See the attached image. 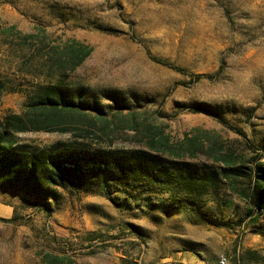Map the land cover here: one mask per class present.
<instances>
[{"label": "rangeland", "instance_id": "obj_1", "mask_svg": "<svg viewBox=\"0 0 264 264\" xmlns=\"http://www.w3.org/2000/svg\"><path fill=\"white\" fill-rule=\"evenodd\" d=\"M81 47L90 54L75 67ZM0 83V120L26 123L37 92L57 84L103 109L67 116L63 134L27 123L16 145L135 149L156 135L198 163L228 154L263 163L264 0H0ZM196 105L224 124L191 112ZM57 195L46 212L0 189V264H234L246 250L264 258V215L248 226L235 196L220 215L203 209L210 223L184 211H121L98 194Z\"/></svg>", "mask_w": 264, "mask_h": 264}, {"label": "trees", "instance_id": "obj_2", "mask_svg": "<svg viewBox=\"0 0 264 264\" xmlns=\"http://www.w3.org/2000/svg\"><path fill=\"white\" fill-rule=\"evenodd\" d=\"M89 54L83 47L75 51L74 66L80 65ZM152 59L176 73H187L166 61ZM203 78L192 76V83ZM2 87L0 83V95L5 92ZM69 89L57 84L38 91L35 101L29 105L31 118L26 123L19 116L0 120L2 191L26 194L46 212L50 211V201L56 200L57 190H63L74 195H101L121 211L136 210L144 214L158 210L165 214L184 211L210 223L215 220L203 209L211 206L220 215L230 203L225 199L228 194L245 205L248 226L256 225L264 215V162L235 164L233 156L228 154L222 160L213 158L212 164L198 163L194 154L182 156L168 146V138L156 135L146 142H133L141 146L135 149L114 148L113 144L89 149L57 143L37 150L16 145L15 133L28 131L27 123L36 132L63 134L70 131L64 126L67 116L83 115L87 111L103 113L98 103L92 101L93 97L80 101L76 98L83 95L82 91ZM107 99L119 111L129 109L118 97L107 96ZM190 111L206 114L224 124L220 114L206 105H196ZM234 131L243 136L239 130ZM261 147L264 157V143ZM234 261V264H264V258L252 250L236 255Z\"/></svg>", "mask_w": 264, "mask_h": 264}, {"label": "built area", "instance_id": "obj_3", "mask_svg": "<svg viewBox=\"0 0 264 264\" xmlns=\"http://www.w3.org/2000/svg\"><path fill=\"white\" fill-rule=\"evenodd\" d=\"M219 264H225V260L224 259H220L219 260Z\"/></svg>", "mask_w": 264, "mask_h": 264}]
</instances>
